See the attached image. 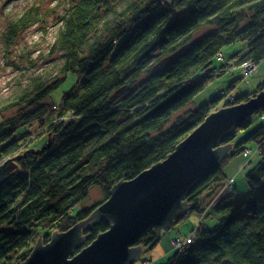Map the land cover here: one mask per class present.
<instances>
[{
  "label": "trees",
  "instance_id": "trees-1",
  "mask_svg": "<svg viewBox=\"0 0 264 264\" xmlns=\"http://www.w3.org/2000/svg\"><path fill=\"white\" fill-rule=\"evenodd\" d=\"M38 18L31 8L4 37ZM58 23L59 76H34L0 103V166L11 160L0 184V264L26 260L39 238L47 243L86 220L116 183L164 160L221 104L264 91L263 81L232 95L241 72L226 91L183 111L216 77L264 61V0H74ZM70 73L72 87L56 100ZM251 123L224 140L232 148L220 167L186 196L190 209L175 226L190 212L210 223L192 228L165 264H264V124L238 139ZM248 142L259 159L241 193L223 163L248 156ZM95 186L103 201L77 208ZM108 228L102 221L85 228L83 247ZM160 240L150 230L136 245L151 249Z\"/></svg>",
  "mask_w": 264,
  "mask_h": 264
},
{
  "label": "water",
  "instance_id": "water-1",
  "mask_svg": "<svg viewBox=\"0 0 264 264\" xmlns=\"http://www.w3.org/2000/svg\"><path fill=\"white\" fill-rule=\"evenodd\" d=\"M262 111L264 91L214 111L164 160L116 183L86 220L67 231H55L47 243L39 238L30 256L16 264H133L142 256V246L136 245L142 235L174 227L190 209L186 196L220 167L232 148L224 140ZM10 162L0 166V184ZM95 221L109 228L83 247V230Z\"/></svg>",
  "mask_w": 264,
  "mask_h": 264
},
{
  "label": "rangeland",
  "instance_id": "rangeland-1",
  "mask_svg": "<svg viewBox=\"0 0 264 264\" xmlns=\"http://www.w3.org/2000/svg\"><path fill=\"white\" fill-rule=\"evenodd\" d=\"M73 1L0 0V103L13 95L21 85L26 84L34 76L40 75L46 78V80H54L59 76V69L63 58L62 52L55 46L59 28L58 20ZM31 8L38 9L39 20L31 23L12 39L7 40L4 37V33L8 24ZM204 30L198 32L196 37ZM241 72L243 73V69L237 67L216 77L203 91L193 98L183 111L200 106L212 97L217 96L222 90L226 91L227 87L242 75ZM75 78L74 74L70 73L65 83L53 94V97L59 100L62 93L72 87ZM263 81L264 61L256 66L253 74L237 81L232 95L252 93L257 90V87ZM221 108H224L223 104L220 105L219 109ZM251 122L250 127L239 134L238 139L244 137L257 126L264 124V111L255 114ZM43 142L44 140L41 141V143ZM245 145L248 148L246 153L250 151L248 156L240 154L233 158H227L223 163L224 171L229 177L234 179L232 183H234L237 190L241 193L248 191L246 173L259 159L257 145L254 142H248ZM249 160L251 163H249ZM245 163L247 164L245 165ZM103 199L104 193L101 187H92L88 197L79 203L77 208L93 206L96 203L102 202ZM203 217L199 213L190 212L183 222H180L176 226L174 225L175 228L170 231L160 232L161 240L159 243L151 249L144 248L141 259L135 261L133 264H165L167 258L178 247L176 246V240L185 241L189 239L188 236H190L192 228L199 222L205 221L210 223L207 216Z\"/></svg>",
  "mask_w": 264,
  "mask_h": 264
},
{
  "label": "built area",
  "instance_id": "built-area-1",
  "mask_svg": "<svg viewBox=\"0 0 264 264\" xmlns=\"http://www.w3.org/2000/svg\"><path fill=\"white\" fill-rule=\"evenodd\" d=\"M218 59L219 60H223L224 59V55L223 54H219ZM256 66L257 65H255L253 63H250V62L244 63L241 66V68L243 69L244 76H250L251 74H253L254 71L256 70ZM232 181H233V179L231 180V183H232ZM186 241L189 242L190 239H187L185 241H180V240L177 241L176 240V246L181 247L183 245V243H185Z\"/></svg>",
  "mask_w": 264,
  "mask_h": 264
},
{
  "label": "bare ground",
  "instance_id": "bare-ground-1",
  "mask_svg": "<svg viewBox=\"0 0 264 264\" xmlns=\"http://www.w3.org/2000/svg\"><path fill=\"white\" fill-rule=\"evenodd\" d=\"M234 180V179H233Z\"/></svg>",
  "mask_w": 264,
  "mask_h": 264
},
{
  "label": "crops",
  "instance_id": "crops-1",
  "mask_svg": "<svg viewBox=\"0 0 264 264\" xmlns=\"http://www.w3.org/2000/svg\"><path fill=\"white\" fill-rule=\"evenodd\" d=\"M173 243V242H172Z\"/></svg>",
  "mask_w": 264,
  "mask_h": 264
}]
</instances>
